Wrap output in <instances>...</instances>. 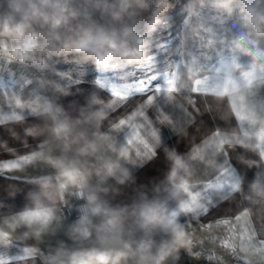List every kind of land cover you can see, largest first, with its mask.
<instances>
[{"label":"crops","instance_id":"0c3cea01","mask_svg":"<svg viewBox=\"0 0 264 264\" xmlns=\"http://www.w3.org/2000/svg\"><path fill=\"white\" fill-rule=\"evenodd\" d=\"M12 46V42L0 41V49ZM148 56L139 57L135 64ZM121 63L125 64L122 69L112 70ZM135 64L119 61L111 66L105 64L104 68L108 70L98 68V77L93 83L59 76L57 85L70 93L63 97L57 90V106H62L64 118H78L81 123L76 126V131L84 134H91L102 120V131L115 138L116 147L126 145L132 132V128L127 126L115 129V123L122 119L133 118L134 124L144 126V132L155 131L158 140L150 135L143 136L155 150L150 160L131 163L136 143L127 146L129 159L122 162V167L136 179L137 185H148L150 191L154 189V200L180 210V220L184 225L195 222L194 218L206 223L223 216L240 215L239 221H232L233 234L241 239L247 238L251 225L244 226L251 217L258 238L264 239V122L252 125L251 118L245 117L246 112L240 111L239 115L235 102L228 97L207 96L191 87L192 73L189 76L185 62L169 68L160 81L155 76L164 72L154 67V59L150 58V62L142 67ZM169 80L173 91L168 90ZM142 81L147 82L145 91L132 90L123 98H116L111 91L113 87L122 88ZM0 86L8 100L7 105L0 106V161L14 158L23 161L24 155L34 153L38 148L47 151V144L25 137L27 127L41 123L46 127L51 122L54 106L33 105L40 93L38 83L24 80L15 61L0 58ZM34 108L39 111H34ZM141 110L144 116L136 117ZM9 129H14L19 139L13 138ZM23 139L28 143L23 144ZM207 141L210 144L206 145ZM128 149L124 148V155ZM166 152L173 158L178 154L182 159L181 172L176 178L168 177L170 163ZM109 155L117 158L115 152ZM225 166L231 180L218 188L215 178L219 168ZM49 178L54 180L52 169L35 161L31 164L22 162L19 169L12 172H0V258L5 264H57L53 255L55 245L66 239L64 233L76 219L71 215L74 210L72 204L50 205L39 197L40 181ZM236 181H239V186L233 189L231 184ZM192 193L197 196L199 206L192 213H185L182 206ZM45 207L53 209L55 219L43 237L38 231L39 215L36 216L35 229L17 227L22 211ZM244 209L249 210L248 216L242 215ZM226 230L222 226L214 227L208 234L196 230L182 235L179 238L182 251L177 264H208L205 260H193L184 252H191L193 239L201 242L200 250L204 255L214 252L215 257L222 258L226 264H243L240 255L231 256L217 247L215 238ZM209 236L212 239H208ZM237 247L247 253L249 260H264V256L259 255L261 248L255 243L238 244ZM256 253L258 258H254Z\"/></svg>","mask_w":264,"mask_h":264},{"label":"clouds","instance_id":"9594fccd","mask_svg":"<svg viewBox=\"0 0 264 264\" xmlns=\"http://www.w3.org/2000/svg\"><path fill=\"white\" fill-rule=\"evenodd\" d=\"M229 2L225 0V6ZM241 3L245 22L256 36L264 37V0ZM166 6L161 0L159 10ZM148 7V0H0V41L14 44L4 49L8 59L42 69L50 54L79 55L99 68L116 61L136 62L145 55L146 37L159 23L157 12L144 35L136 33L135 18ZM55 87L63 97L70 95ZM80 123L78 118H64L61 106L51 111L46 127L41 123L25 129V137L48 145L47 151L38 148L24 155L29 157L27 163L46 164L54 173V180L40 181L39 197L50 205L66 203L73 196L83 199L79 218L68 226L66 239L55 245L57 264H177L182 251L179 238L187 235L181 211L154 200V189L148 185H137L122 167L129 159L123 154L127 145L116 147L115 138L102 131V120L91 134L76 131ZM9 131L19 139L14 129ZM165 154L168 177L176 178L182 159ZM37 215L43 237L55 219L51 207L22 211L17 227L35 229Z\"/></svg>","mask_w":264,"mask_h":264},{"label":"rangeland","instance_id":"374dc122","mask_svg":"<svg viewBox=\"0 0 264 264\" xmlns=\"http://www.w3.org/2000/svg\"><path fill=\"white\" fill-rule=\"evenodd\" d=\"M242 7L241 0L226 6L225 0L191 2L179 22L158 19L144 51L164 72L156 80L185 62L189 76L192 73L191 87L207 96L228 97L239 115L245 111L246 119L258 126L264 122V37L256 36L245 22ZM148 24L136 27V33L143 36Z\"/></svg>","mask_w":264,"mask_h":264},{"label":"snow or ice","instance_id":"6c2138e0","mask_svg":"<svg viewBox=\"0 0 264 264\" xmlns=\"http://www.w3.org/2000/svg\"><path fill=\"white\" fill-rule=\"evenodd\" d=\"M150 62V58L146 57L143 61H141L138 64H135L137 67H142L147 65ZM127 65H133L131 63ZM125 66V64H117L112 70L115 69H122ZM99 68V67H98ZM101 71H106L108 69L106 68H99ZM169 91H173L171 85L172 81L169 80L168 82ZM146 81L138 82L137 84H126L122 88H116L113 87L111 89L113 95L116 98H123L126 96L130 91L136 90V91H145L146 90ZM159 91V89H157ZM148 103L151 104L152 100L149 99ZM144 113L143 110L140 112L136 113V117H143ZM133 118H129L127 120H120L119 122L115 123V129L120 130L124 127H131L132 132L130 136L127 139L126 145L130 146L134 142L136 143V148L133 149L132 151V156L133 159L130 160L131 163H137L142 162L144 160H150L154 155H155V150L149 143V140L144 139L143 136H151L153 138H156L158 140L157 134L155 131H151L150 133L144 132V126L136 125L133 122ZM210 144V141H207L206 145ZM128 149V147H127ZM125 155H129V149L125 153ZM29 157H25L23 161L20 159L14 158L11 160H5V161H0V172H12L13 170H18L19 167L21 166V163H27ZM222 169V170H221ZM231 180V177L229 175V172L225 167H220L218 170V173L215 178V185L219 188L222 187L223 185L229 183ZM239 186V181H236L235 183L231 184V187L233 189H237ZM199 205L197 204V196L192 193L191 197H188V202H186L183 206L182 209L185 213H192ZM242 215L248 216L249 215V210L244 209ZM195 222H188L185 223V229L188 233L192 234L193 231L196 230H202L204 234H208L211 232V230L216 227H224L227 229L223 234L217 236L215 238L217 247L219 249H223L225 252L230 254L231 256H234L238 252L241 254L240 257L243 261V264H264V260H249L247 259V253L241 252V249L237 247V245H242L244 243L252 242L257 244L261 248V252L259 253L260 256H264V239H259L257 236V230L256 227L252 221V218L249 217L248 224H246L244 227L247 228L248 225H251V228L249 230V235L245 239H241L239 235H234L232 232V221L240 220V215H236L234 217H219L214 220H208L206 223H200L199 219L194 218ZM195 225V227H194ZM208 239H212L211 236L208 237ZM200 244L201 242L199 240L193 239V247L191 252L184 251L187 253L189 257H191L193 260H205L208 262V264H226V262L222 258H216L214 252H209L207 255H204L202 251L200 250ZM207 242L205 241V246ZM231 245V247H230ZM0 264H5V261L3 258H0Z\"/></svg>","mask_w":264,"mask_h":264},{"label":"trees","instance_id":"16d2710c","mask_svg":"<svg viewBox=\"0 0 264 264\" xmlns=\"http://www.w3.org/2000/svg\"><path fill=\"white\" fill-rule=\"evenodd\" d=\"M199 0H165L166 7L160 9L161 0H148L149 7L146 10H141L135 18V28L142 27L148 24L154 14L158 12V19L168 18L180 21L182 18V10L191 2ZM47 71L54 72L59 76L69 78L77 82L93 83L98 77V67L90 60H86L79 55L69 54L67 56L57 57L48 55L45 59ZM8 104L7 95L4 89L0 86V106Z\"/></svg>","mask_w":264,"mask_h":264},{"label":"built area","instance_id":"2783aa9c","mask_svg":"<svg viewBox=\"0 0 264 264\" xmlns=\"http://www.w3.org/2000/svg\"><path fill=\"white\" fill-rule=\"evenodd\" d=\"M0 58L4 60H10L6 57L4 49H0ZM19 70L20 75L31 81L38 83L40 88L39 96L33 101L34 106H40L42 104H48L57 106V79L58 74L47 71L44 68H39L38 66L32 65L27 62L15 61ZM73 205L74 210L72 211V216L78 219L81 214L80 205L83 203L82 197H68L67 202ZM65 203V204H66Z\"/></svg>","mask_w":264,"mask_h":264}]
</instances>
